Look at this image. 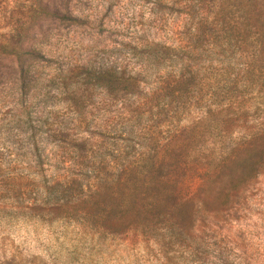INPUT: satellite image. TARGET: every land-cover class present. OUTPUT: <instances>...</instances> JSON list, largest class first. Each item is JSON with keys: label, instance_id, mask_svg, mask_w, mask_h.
Listing matches in <instances>:
<instances>
[{"label": "rangeland", "instance_id": "obj_1", "mask_svg": "<svg viewBox=\"0 0 264 264\" xmlns=\"http://www.w3.org/2000/svg\"><path fill=\"white\" fill-rule=\"evenodd\" d=\"M156 1L0 0V178L27 173V181L39 180L41 171L33 170L37 158L31 143L49 155L58 142L51 130L64 124H74L73 137L90 143L104 142L114 122L129 128L127 123L138 111V97L111 98L91 88L79 113L74 112L65 100L73 86L70 72L110 64L134 71L150 67L140 83L148 91L154 76L163 75L165 68L144 63V45L149 40L183 45L189 37L187 16ZM38 4L49 8L41 11ZM237 18L232 9L228 24ZM13 47L35 51L22 61L27 73L24 90L16 80L17 61L9 53ZM246 81H238L231 93L234 108L227 116L232 121L215 127L206 119L204 127H193L202 132L201 145L226 151L264 126V92L258 84L244 86ZM141 115L133 131L143 136L158 132L164 142L169 131L188 126L199 114L189 111L176 127L154 123L150 113ZM14 158L15 162L9 161ZM42 172L48 174V167ZM25 181L17 182L24 191ZM198 183L197 177L187 178L181 194L192 195ZM1 193L0 264H264V163L230 209L214 218L199 213L193 240L154 239L135 230L109 233L91 224L41 214L30 208L29 197Z\"/></svg>", "mask_w": 264, "mask_h": 264}, {"label": "trees", "instance_id": "obj_2", "mask_svg": "<svg viewBox=\"0 0 264 264\" xmlns=\"http://www.w3.org/2000/svg\"><path fill=\"white\" fill-rule=\"evenodd\" d=\"M156 2L187 16L189 37L183 45L152 40L144 45V63L165 68L163 75L154 76L148 91L140 83L145 82L150 67L134 71L110 64L70 72L73 86L65 100L74 112L79 113L91 88L111 98L138 97V111L133 122L127 123L129 128L114 122L105 141L98 143L73 137L74 124L52 129L58 142L49 155L31 143L37 158L33 170L41 171L40 179L27 181V173L4 175L1 196L29 197L30 208L41 214L91 224L109 233L135 230L154 239L167 236L183 241L195 238L199 213L214 218L230 209L240 190L256 177L264 163V126L226 151L201 145L202 132L193 127H204L206 119L215 127L232 121L227 116L234 108L231 93L242 78L247 79L244 86L258 84L264 92V0ZM37 6L41 11L49 8ZM232 9L238 18L230 25ZM9 53L17 61L16 80L24 90L27 73L22 61L25 54L33 57L35 51L13 47ZM191 110L197 111V119L169 131L164 142L158 132L143 136L132 129L141 121V113L153 115L154 123L176 127ZM47 167L45 174L42 171ZM192 176L199 179L195 192L182 195L183 184ZM20 178L26 180L25 191L17 184Z\"/></svg>", "mask_w": 264, "mask_h": 264}]
</instances>
